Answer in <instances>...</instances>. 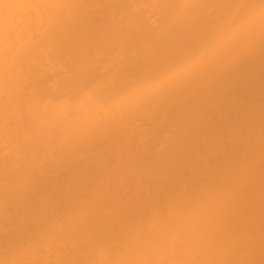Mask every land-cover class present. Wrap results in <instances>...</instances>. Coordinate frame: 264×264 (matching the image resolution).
<instances>
[{"label": "bare ground", "instance_id": "bare-ground-1", "mask_svg": "<svg viewBox=\"0 0 264 264\" xmlns=\"http://www.w3.org/2000/svg\"><path fill=\"white\" fill-rule=\"evenodd\" d=\"M0 264H264V0H0Z\"/></svg>", "mask_w": 264, "mask_h": 264}]
</instances>
